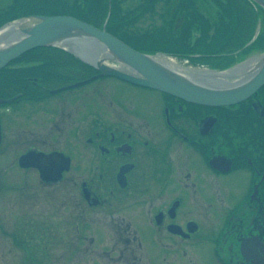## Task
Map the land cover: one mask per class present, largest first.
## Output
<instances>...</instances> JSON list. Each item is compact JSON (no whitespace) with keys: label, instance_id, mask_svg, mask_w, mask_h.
Masks as SVG:
<instances>
[{"label":"flooded vegetation","instance_id":"af4514ba","mask_svg":"<svg viewBox=\"0 0 264 264\" xmlns=\"http://www.w3.org/2000/svg\"><path fill=\"white\" fill-rule=\"evenodd\" d=\"M175 1L172 14L196 17V0ZM209 1L231 29L224 55L196 51V37L182 45L190 21L178 19L159 28L177 31L163 50L194 64L235 61L244 36L230 35L247 26L239 12L256 8ZM37 3L0 0V22ZM155 19L135 25L149 34ZM97 72L68 53L33 54L0 70V264H264V85L214 106L112 76L88 79ZM29 153L68 165L44 179L37 165L20 164Z\"/></svg>","mask_w":264,"mask_h":264},{"label":"water","instance_id":"95a60500","mask_svg":"<svg viewBox=\"0 0 264 264\" xmlns=\"http://www.w3.org/2000/svg\"><path fill=\"white\" fill-rule=\"evenodd\" d=\"M254 1L264 8V0ZM17 21H21L18 30L5 32L4 27ZM0 35V68L32 48L58 46L96 68L98 73L93 77L116 76L200 104L232 105L250 97L264 84V50L244 69L239 70L238 66L206 68L207 73L175 64L171 67L162 63L155 54L133 49L107 32L104 25L99 28L68 14L22 17L2 25ZM42 155H23L20 164L37 165L44 179H57L68 163L63 160L53 164L55 159L52 155ZM55 164L56 171L53 168Z\"/></svg>","mask_w":264,"mask_h":264},{"label":"trees","instance_id":"16d2710c","mask_svg":"<svg viewBox=\"0 0 264 264\" xmlns=\"http://www.w3.org/2000/svg\"><path fill=\"white\" fill-rule=\"evenodd\" d=\"M46 2L52 3L53 0H45ZM161 0H133V5H128L127 1L123 2L122 0H59L58 3H62V9L64 10L61 13L65 14H71L74 15L82 20H85L95 26L101 27L103 23L106 21L109 9H110V15L106 22V29L110 31L111 33L115 34L116 36H119L120 38H136L140 41H136L137 44H152L153 38L157 37L159 38L161 35V40L164 38H167L166 33L161 32L159 33H149V34H142V28L135 25L137 21L145 20L147 18H150L153 20L154 15L156 13H160L161 9H156V5H159ZM220 7L224 6L225 2L224 0H217ZM135 2V3H134ZM166 4V1H162ZM167 3H170L168 5L175 6L176 1H168ZM194 6H197V13L196 17H193L191 19L188 18V16L183 17L180 16L182 14V11L180 9H177L175 13H171L172 8H170V14L167 19V21L174 23V18L178 15L179 20H185L190 21L186 26L187 35L182 39V43L184 45H192V39L194 36H196L198 40V44L204 49V52H208V54H217L219 52H222L225 50L226 42H223V40L229 35L228 30H226L224 26V22L226 23V14L225 16L217 12V14H213L210 12V10L206 7L210 5L209 0H196ZM181 4V3H179ZM204 5L205 8L202 6ZM156 6V7H155ZM212 6V5H211ZM199 7V8H198ZM174 10V9H173ZM188 11V9H186ZM166 12V10H164ZM189 12V11H188ZM17 15H20L18 13L15 14H7L6 16L9 17H15ZM162 15V14H161ZM239 15L241 16V21L247 22L246 28L239 27V29L232 30V34L230 36H233V42L238 41L241 37L244 36V42L251 36L253 29H254V16L253 13L247 12L245 10H241L239 12ZM163 16V15H162ZM195 23L200 25V28L198 27L199 31L197 32V26ZM204 25H211L215 26V28L220 30V34H210V29L204 28ZM141 29V30H140ZM168 29L170 30L168 34H170L173 39L177 37V31L174 30V25H169ZM218 30V31H219ZM203 32V33H202ZM168 39V38H167ZM210 39H213L212 42H209ZM243 42V43H244ZM237 44L238 46L243 45ZM133 45L137 46L135 42ZM198 47L195 49L197 50ZM199 48L198 50H203ZM213 50V51H212ZM66 53L64 50L58 48V47H39L34 48L30 51H27L26 53L22 54L19 58L25 57V56H31L33 54H63ZM18 58V59H19ZM47 62V61H46ZM24 67L29 68L31 65V62L25 61L23 63ZM43 63L41 62V65ZM39 66V65H37ZM13 73V72H12ZM11 79H16L18 76L16 74H10L9 76ZM17 86V81H13L10 85V89L14 90Z\"/></svg>","mask_w":264,"mask_h":264},{"label":"rangeland","instance_id":"374dc122","mask_svg":"<svg viewBox=\"0 0 264 264\" xmlns=\"http://www.w3.org/2000/svg\"><path fill=\"white\" fill-rule=\"evenodd\" d=\"M122 1L123 2H126L127 1V4L128 5H133V0H122ZM165 1H166V4L161 2V3H159V5L160 4H162V5L156 7V9H161L160 10V13H156L154 15V17H156L155 20H157V21L154 22V23H150V25H147L146 26V28H147L146 29V32H149V33H152V34H154V33L161 34V32L159 31L160 26L161 27H167V26H163L162 24H163V22H165L166 25H168L167 24V19H168L169 14H170L171 5H168L170 3H167V2L168 1H171V0H165ZM58 2H59V0H53L52 3L46 2L45 0H38V3H37V5H36V7H35L34 10L29 11V12H18V13H20V14H31V13L58 14V13H61V12L64 11L62 9V5H61L62 3L61 2L58 3ZM164 10H166V12ZM148 19H150V18H148ZM148 19H145V20H148ZM159 21H162V22L160 23ZM198 27L200 28V25L199 24H198ZM204 28H205V31H206V29H210V31H211L210 34H214V35L220 34V30L217 29V28H215V26L204 25ZM166 34L167 35H165V36H167L168 39L166 38L165 44H168V45L172 46L173 37L170 34H168L167 32H166ZM162 36L163 35H161L159 38L154 37L153 38V41H152V44H150V45L151 46L154 45V46H156V47H158L160 49H166V48H168V46H165L164 43L162 42V40H161V37ZM194 37H196V36H194ZM178 40L180 41L181 39L178 38ZM212 41H213V39H210L209 42H212ZM138 45L139 46H142L144 48H146L148 46L147 44H138ZM182 45H183V43H182ZM196 45H198V44H196ZM199 48L203 49L200 45H199L198 49ZM198 49L196 51H198ZM200 51H204V49L203 50H200ZM255 55H257V54H255ZM10 171H11L10 173H8L6 175H3L4 176V179L7 180V181H10V180H14L15 179L14 172H12V170H10ZM71 196H74V195L71 193Z\"/></svg>","mask_w":264,"mask_h":264},{"label":"bare ground","instance_id":"6f19581e","mask_svg":"<svg viewBox=\"0 0 264 264\" xmlns=\"http://www.w3.org/2000/svg\"><path fill=\"white\" fill-rule=\"evenodd\" d=\"M162 1H164V0H161L160 2H162ZM163 3V2H162ZM212 13L213 14H217V11L216 10H213L212 11ZM177 16V15H176ZM253 16H257V14H253ZM179 20V17L177 16V17H175L174 18V21L175 20ZM21 23V21H17V22H14V23H11L10 25H8L7 27H4V30H5V32L7 31V30H9V29H12V30H14V31H16V30H18V27H19V24ZM196 31L198 32L199 31V29L197 28L196 29ZM1 36V35H0ZM227 38V37H226ZM226 38L223 40V42H226ZM264 43V42H263ZM252 45V44H251ZM239 48H241L242 47V45L241 46H238ZM238 47H237V49H238ZM70 48L71 49H73L74 47L73 46H70ZM256 49L257 50H259V46H256ZM235 54H236V58H235V63H237V59L238 58H240V59H243V58H246V59H248V58H250V54H248V53H246V52H238V50L235 52ZM162 63H165V64H167V65H169V66H171V67H174V61L173 60H171L170 58H168V57H157ZM169 60V61H168ZM173 61V62H172ZM203 62V61H202ZM238 64L240 65H242V63L241 62H238ZM197 70H201L202 72H205V71H207V69L206 68H196ZM207 73H209V71H207ZM191 74H196V73H191Z\"/></svg>","mask_w":264,"mask_h":264}]
</instances>
